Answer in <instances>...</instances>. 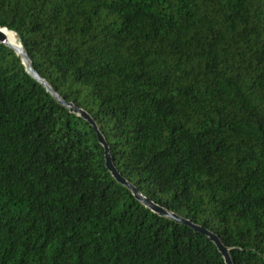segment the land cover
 <instances>
[{"label":"trees","instance_id":"trees-1","mask_svg":"<svg viewBox=\"0 0 264 264\" xmlns=\"http://www.w3.org/2000/svg\"><path fill=\"white\" fill-rule=\"evenodd\" d=\"M0 29L94 122L0 44V264H226L202 231L264 264V0H0Z\"/></svg>","mask_w":264,"mask_h":264},{"label":"water","instance_id":"water-1","mask_svg":"<svg viewBox=\"0 0 264 264\" xmlns=\"http://www.w3.org/2000/svg\"><path fill=\"white\" fill-rule=\"evenodd\" d=\"M0 44L4 45L5 47L14 51L16 53V55L22 59L23 64L26 67L27 73L37 83H39L41 86H43L47 90V92L57 100V102L59 104L63 105L64 107L71 109V111L73 113H77L84 120H86L90 124L94 125V122L88 113H86L83 110L76 108L73 104H67L66 102H64L60 98V96L52 89V87L44 79H42L38 75V73H36L34 71L32 65H31L30 58L28 57L21 41H20V46H16V45L9 43L6 35L2 32V29H0ZM101 141H102L104 147L106 148V167L118 183L122 184L126 189L131 191L133 193V195L135 196V198L141 204H143L145 207L149 208L151 211H153V212H155V213H157L163 217L174 220V221H184L183 219H181L177 215L169 212L168 210L160 207L159 205L155 204L154 202H152L149 199H147L146 197H144L136 187H134L132 184H130L127 180H125L120 175V173L118 172L116 167L114 166V163H113V160H112V157L110 154V148H109L108 144L103 139H101ZM197 229L202 231L200 228H197ZM202 232L205 235H207L214 242V244L217 246L220 253L223 255V257L226 261V264H233V261H232L231 255H230V250L223 245V243L220 241V239L216 235H214L208 231H202Z\"/></svg>","mask_w":264,"mask_h":264},{"label":"bare ground","instance_id":"bare-ground-1","mask_svg":"<svg viewBox=\"0 0 264 264\" xmlns=\"http://www.w3.org/2000/svg\"><path fill=\"white\" fill-rule=\"evenodd\" d=\"M2 32L6 35L9 43L16 45V46H20V41L15 33L9 30H6V29H2Z\"/></svg>","mask_w":264,"mask_h":264}]
</instances>
